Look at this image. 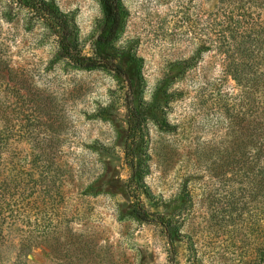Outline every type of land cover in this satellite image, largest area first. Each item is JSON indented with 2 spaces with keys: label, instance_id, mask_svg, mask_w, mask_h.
<instances>
[{
  "label": "rangeland",
  "instance_id": "rangeland-1",
  "mask_svg": "<svg viewBox=\"0 0 264 264\" xmlns=\"http://www.w3.org/2000/svg\"><path fill=\"white\" fill-rule=\"evenodd\" d=\"M55 2L75 13L82 51L92 55L99 2ZM124 4L130 17L118 44L132 41L144 58L146 99L180 71L171 63L194 58L171 86L174 130L146 126L150 195L142 199L177 226L175 262L161 225L118 218L129 203L120 193H83L106 166L130 176L116 141L127 127L124 85L111 72L75 67L45 24L0 0V69L9 73V82L0 77V264H264V123H252L264 117V51L255 102L224 61L237 12L263 10L264 0Z\"/></svg>",
  "mask_w": 264,
  "mask_h": 264
},
{
  "label": "trees",
  "instance_id": "trees-1",
  "mask_svg": "<svg viewBox=\"0 0 264 264\" xmlns=\"http://www.w3.org/2000/svg\"><path fill=\"white\" fill-rule=\"evenodd\" d=\"M14 1L27 8L49 28L57 37L61 56L68 59L75 67L83 70L111 72L117 82L124 85L127 127L116 130V141L123 144L124 163L130 171V176L127 180H123L117 174H110L111 169L106 166L104 172L93 180L83 193L93 196L120 193L129 203L126 207L120 206L118 218L161 225L171 245L168 261L175 262L174 245L181 236L177 226L172 224L167 216L151 212L142 199V196L150 195L145 182L150 159L146 126L148 122H153L162 131L174 130L175 127L167 119V108L176 97L171 86L182 72L192 65L194 58L171 63L170 67L180 71L167 72L156 85L151 98L146 99L144 58L135 52L132 41L118 44L130 17V11L124 4L125 0H97L102 17L99 21L92 55H85L82 51L80 31L74 12L63 11L55 0ZM237 16L235 27L231 29L233 45L227 42L230 38L226 30H223L221 34L225 44H230L227 51H232L224 61L226 70L250 90L255 102V88L259 84L260 76L256 77L253 72L257 73L259 59L263 57L264 9L251 8L237 12ZM235 49L239 53L235 54ZM3 71L0 69V77L9 82V73H3ZM100 117L114 122L113 115L104 110L100 113ZM4 123L9 129V119ZM252 123L254 126L261 125L264 123V117L255 116ZM2 181L3 185H7L8 178ZM5 223H7L6 218H0V240L5 238ZM26 239L30 241L32 237Z\"/></svg>",
  "mask_w": 264,
  "mask_h": 264
}]
</instances>
